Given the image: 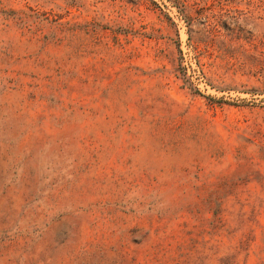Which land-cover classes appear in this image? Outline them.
Here are the masks:
<instances>
[{
  "label": "rangeland",
  "instance_id": "1",
  "mask_svg": "<svg viewBox=\"0 0 264 264\" xmlns=\"http://www.w3.org/2000/svg\"><path fill=\"white\" fill-rule=\"evenodd\" d=\"M225 192L264 194V0H0V264H258Z\"/></svg>",
  "mask_w": 264,
  "mask_h": 264
},
{
  "label": "trees",
  "instance_id": "2",
  "mask_svg": "<svg viewBox=\"0 0 264 264\" xmlns=\"http://www.w3.org/2000/svg\"><path fill=\"white\" fill-rule=\"evenodd\" d=\"M224 196H230L233 199V202L238 203L241 207L244 205L247 206V211L246 213L242 211V216L243 214H247L248 216H254L255 215H261L263 214L264 217V194L263 193H258V194H253V195H248V196H239L237 194H232L231 192L229 193H224ZM263 195V196H262ZM215 204L218 205V202H215ZM257 227L259 228L261 237L264 239V225L263 224H257ZM254 229H250L249 231V236L252 234V231ZM247 237H245L246 239ZM259 257H258V264H264V243H263V251L260 249Z\"/></svg>",
  "mask_w": 264,
  "mask_h": 264
}]
</instances>
